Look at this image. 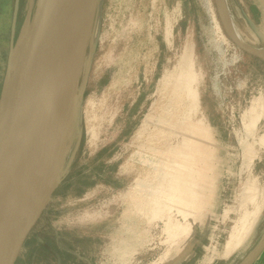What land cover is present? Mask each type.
<instances>
[{"label": "rangeland", "instance_id": "rangeland-1", "mask_svg": "<svg viewBox=\"0 0 264 264\" xmlns=\"http://www.w3.org/2000/svg\"><path fill=\"white\" fill-rule=\"evenodd\" d=\"M37 1L0 0V90ZM241 1L254 19L237 20L226 0L232 20L245 44L264 49V18L250 11L258 0ZM90 29L75 89L79 136L16 264H241L264 239V62L229 38L215 0H99ZM188 47L199 171L188 177L183 211L157 218L136 208L135 193L159 172L141 155L159 157L150 148L168 143L156 136L158 120L187 109V100L172 105L168 82ZM245 122L256 124L250 135ZM243 225L251 229L227 254Z\"/></svg>", "mask_w": 264, "mask_h": 264}, {"label": "bare ground", "instance_id": "bare-ground-1", "mask_svg": "<svg viewBox=\"0 0 264 264\" xmlns=\"http://www.w3.org/2000/svg\"><path fill=\"white\" fill-rule=\"evenodd\" d=\"M98 1L85 0L80 12L74 19L68 37L62 46L64 57L60 64L59 74H57L59 77L55 81L56 86L50 90L44 108L35 120L34 135L25 150L15 176L7 177L0 182V264H8L15 241L32 222L38 209L45 204L48 195L59 185L61 180L60 165L67 152V144L73 145L79 136L75 89L81 73L86 38ZM215 2L227 35L234 44L244 47L243 38L232 20L226 0H215ZM191 49L189 47L186 49L177 69V76L172 77L168 82L172 105L179 106L180 103L183 102L184 104V101L187 100V109L181 114L174 116L170 114L167 116L168 118L163 116L165 119L158 120L162 127L158 128L159 132L156 136H160L164 139L162 141L168 143L165 150L150 148V151L159 154V157L153 156L149 160L145 158L146 155H141V159L146 164L152 165L154 171L159 172L154 174V181L149 184L150 186L146 184V180L144 186L147 185L148 190L146 192L137 191L138 194L135 193L136 191L134 192L135 196L138 195L139 198V202L136 201V208L142 213H154L157 218H159L161 210H165L164 208L167 211L176 208L179 213L183 211L181 195L187 185L190 186L188 177H192L199 171L194 162L193 151L199 148L200 141L195 137L194 129L196 126H190V122L198 109L197 96L193 91L195 76L189 62ZM18 51L16 52L17 55ZM247 116H244L245 120L249 117ZM254 126L256 124H246L247 135L251 134ZM146 128L145 125V130ZM178 138L181 140L177 142V145L172 146L171 140ZM250 164L251 161H245L244 166L249 168ZM137 185L142 186L143 183L139 182ZM25 187L30 191L28 192ZM250 193L251 189L246 187L243 195L247 197ZM153 218L151 219L153 220ZM250 229L251 225H243L242 231L239 233L235 229L226 244L227 254L242 244ZM188 233L189 228L171 239L179 238V236Z\"/></svg>", "mask_w": 264, "mask_h": 264}, {"label": "water", "instance_id": "water-1", "mask_svg": "<svg viewBox=\"0 0 264 264\" xmlns=\"http://www.w3.org/2000/svg\"><path fill=\"white\" fill-rule=\"evenodd\" d=\"M84 1L38 0L34 13L28 12V27L21 39L20 49L17 50L18 55L15 53L7 68L0 93V182L15 176L18 170L34 135L35 120L43 110L50 90L56 86L55 81L59 77L57 74L64 57L62 46ZM14 25L15 21L11 31V52L14 50ZM238 47L264 62L263 49L252 48L247 44ZM54 190L15 241L8 264H16L26 238L51 200ZM263 252L264 239L241 264H252Z\"/></svg>", "mask_w": 264, "mask_h": 264}, {"label": "crops", "instance_id": "crops-1", "mask_svg": "<svg viewBox=\"0 0 264 264\" xmlns=\"http://www.w3.org/2000/svg\"><path fill=\"white\" fill-rule=\"evenodd\" d=\"M230 5L234 10V15L236 16L237 20L248 21L254 19L252 15L249 16L248 13L243 10V3L241 0H237L236 2H234V0H230ZM250 11L255 12L259 18H264V0H258L256 5L251 6ZM252 264H264V252Z\"/></svg>", "mask_w": 264, "mask_h": 264}, {"label": "trees", "instance_id": "trees-1", "mask_svg": "<svg viewBox=\"0 0 264 264\" xmlns=\"http://www.w3.org/2000/svg\"><path fill=\"white\" fill-rule=\"evenodd\" d=\"M11 22H12V20H11ZM1 90H2V87H1ZM1 90H0V93H1Z\"/></svg>", "mask_w": 264, "mask_h": 264}]
</instances>
